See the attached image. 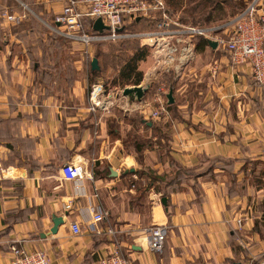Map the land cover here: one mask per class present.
I'll return each mask as SVG.
<instances>
[{
    "label": "crops",
    "instance_id": "1",
    "mask_svg": "<svg viewBox=\"0 0 264 264\" xmlns=\"http://www.w3.org/2000/svg\"><path fill=\"white\" fill-rule=\"evenodd\" d=\"M64 1L0 0V9L15 12L20 3L38 15L52 10L51 22L44 21L49 27ZM207 27L212 26L202 28ZM25 48L13 23L0 19V264H15L12 244L27 252L43 250L49 264H97L115 247L130 264H228L231 259L260 264L264 186H257L253 178L264 166V85L254 84L248 64L235 66L220 46L207 44L198 50L195 45L191 62L169 87L184 94L181 102L173 96L176 116L166 108L167 116L154 117L156 106L140 101L139 113L121 117L112 112L96 115L71 101L61 103L57 95H41ZM151 73L155 74L149 70V80ZM167 81L156 74L145 97L152 93L156 101V90ZM68 90L76 99L83 92L82 82L77 80ZM136 116L143 122L133 124ZM112 117L122 135L133 129L155 140L150 126L161 128L169 134L171 157L199 174L169 186L167 206L153 187L135 200L131 182L144 184L148 179L123 174L140 165L119 138L108 134L107 119ZM213 157L232 159L236 194L228 193L230 180L223 169L213 167L200 174ZM68 161L82 162L92 178L61 179L60 169ZM143 161L158 174L170 166L159 157L157 144L145 148ZM94 169L109 173L94 177ZM193 185L202 192L197 201ZM92 205L104 211L97 223L92 222ZM54 215L63 219L56 233L49 229ZM239 215L245 216L241 228L235 223ZM72 221L80 233L72 231ZM150 224L167 226L159 252L145 242L144 229ZM97 227L116 231L95 234ZM231 239L240 244L237 253Z\"/></svg>",
    "mask_w": 264,
    "mask_h": 264
},
{
    "label": "built area",
    "instance_id": "2",
    "mask_svg": "<svg viewBox=\"0 0 264 264\" xmlns=\"http://www.w3.org/2000/svg\"><path fill=\"white\" fill-rule=\"evenodd\" d=\"M243 8L231 20L232 30L228 31L225 23L215 27L202 28L196 25H185L178 15L169 13L165 0H65L54 18L50 28L72 41H79L84 46L93 41H106L136 37L140 45L150 48L153 70L173 71V78L178 76L183 67L191 62L195 55L193 38L202 35L215 41L217 46L225 49L229 59L235 66L246 63L250 66V74L256 85H264V0H241ZM155 13H158L155 17ZM152 17L150 25L141 31L130 30L128 25L133 20ZM22 17L15 12L3 10L0 19L11 24ZM100 18L103 29L93 28L95 19ZM91 22V24H87ZM223 27V28H222ZM219 28L224 35L218 36L215 32ZM94 30V32H88ZM218 29V30H217ZM156 69V70H155ZM152 70V71H153ZM155 92L156 107L152 110L154 117L167 116L168 111L158 94ZM102 84L95 82L91 86L89 97L91 111L101 104L100 93ZM88 109V110H89ZM60 178L65 180L82 181L83 178H92L91 170H86L82 162L68 161L60 169ZM92 222L97 223L104 218V211L100 205L91 206ZM244 215L235 218L239 228L244 224ZM70 228L74 233H80L79 225L72 221ZM115 229L106 230L101 227L93 228L95 234L106 233L113 235ZM147 247L159 252L164 247L167 226L150 224L144 229ZM11 260L15 264H49L46 253L41 249L27 252L22 246L10 245ZM97 264H130L118 247L101 255ZM264 264V252L260 259Z\"/></svg>",
    "mask_w": 264,
    "mask_h": 264
},
{
    "label": "trees",
    "instance_id": "3",
    "mask_svg": "<svg viewBox=\"0 0 264 264\" xmlns=\"http://www.w3.org/2000/svg\"><path fill=\"white\" fill-rule=\"evenodd\" d=\"M166 6L168 9L170 7H173L174 9L182 8V12L185 14L186 18L180 17L181 21L185 22H192L191 24L196 25V19L197 17H202L201 19L207 23L212 22L217 19H223L225 16V12L223 11L224 8L227 6H230V8H234L232 10L234 16L239 12V9L243 8V3L241 0H235L233 4L231 5L228 0H165ZM185 2V3H184ZM4 9H0V12H2ZM226 10V9H225ZM231 14V15H233ZM158 13H155L156 18ZM151 16L150 18L144 19L140 18L138 20H133L128 25V28L131 30L134 26L137 25H143L148 27L152 20ZM32 18V17H31ZM54 18V17H53ZM35 22L36 20L32 18ZM87 24H91V22L87 21ZM42 28V27H41ZM27 30H31V24L27 23L26 25H21L19 29H16V33L22 37L26 34ZM88 32H94V30H89ZM58 35L57 33H55ZM45 39V38H44ZM72 41L71 39L63 36L58 35L54 38H51V35H48V37L43 41V38L38 39V46L35 47L31 43H27V46L25 50L27 51V54L30 59V66H32L34 76L33 81L35 82L38 90L41 92V95L45 96L47 94H54L55 88L52 87L55 85H61V83L65 84L64 88L63 86H58L57 90H62L63 92H66L69 87H72L77 82V79L75 77V68L74 65L71 64V72L72 76H70V71L65 69V67H69L68 63L64 65L63 63L60 64V61H63L65 58L68 59V55L62 56L63 53L60 54L59 50L55 49V43L54 41H57L60 45L61 42L64 41ZM194 44L196 45V49L202 50L205 47H207L208 39H205L202 35H196L194 38ZM128 41L129 46L124 50L122 47L123 42ZM47 42V43H46ZM109 42H119L121 48L118 51V53L109 52V55L113 54L118 57V60L115 62L117 63V68H114L113 74L111 76V86L121 85L125 86L127 84L130 85H139L142 82L143 78V71L139 67V63L142 62L147 58L149 54H151L150 48L145 45H140V41L136 37H125L124 39H117V40H106V41H95L96 44H103V43H109ZM58 45V46H59ZM60 47V46H59ZM41 50L40 54L38 53L39 50ZM118 49V48H115ZM122 53L121 55L119 54ZM105 56L106 54H102ZM96 59L98 58V55H95ZM71 60H74L71 58ZM66 62V61H65ZM101 71V69H92L90 70V73L94 75L97 71ZM167 78V77H166ZM168 81L169 78H167ZM167 81V82H168ZM90 83V82H89ZM172 83V81H171ZM171 83H167L169 86H172ZM104 86V84H103ZM106 86V85H105ZM110 86V85H109ZM91 88V87H90ZM89 90V87L88 89ZM166 108L170 111H172L173 114H177L176 106L174 103L166 104ZM91 113V112H90ZM176 114L174 116H176ZM132 123H142L143 118L141 116H136L135 118H132ZM117 120L115 118L107 119V129L108 134L117 137L121 140L122 145H124L125 150L128 152H133L135 154L136 161H138L140 167L135 169L132 172H123L124 175H129V173H135L140 178H146L148 179L143 184L139 180H133L131 182L135 185V200H139L142 197L146 195L147 190L150 187H153L156 191L160 192L162 196L166 197V203L165 206L169 204V197L170 194L167 192V188L169 186L178 185L181 180H186L189 177L196 178L197 174L196 172L192 171L191 168H185L181 164L177 163L170 155V149L169 144L167 140L169 139V134L165 131H163L161 128H158L154 125L150 126L154 130L155 135H157L155 140H152L151 136H142L135 132V130L130 129L128 130L124 135H122L119 132V129H117ZM144 124L146 125L145 121ZM144 125V126H145ZM147 126V125H146ZM166 133V134H165ZM157 144V151L159 157H164L169 161V167L168 169L162 171L161 174L156 173L150 166L144 165V150L145 148L152 149L154 145ZM208 159V158H207ZM208 163L214 162V163H223L225 166H229V175H230V182L231 184L228 186L227 191L229 194H236V186L234 185L235 181V175L231 172L232 170V159H222L220 157H213L208 159ZM223 168V167H222ZM221 168V169H222ZM212 169L209 164L205 165V168L200 172V174L204 173L205 171H210ZM204 171V172H203ZM255 173V170L251 171V173ZM109 173L107 169L104 170V173L101 171H98L94 169L93 176H106ZM196 173V174H195ZM252 177V176H251ZM264 177V166L262 165L259 170L257 171V174L254 176V181L257 186H264V180L262 179ZM193 192L195 194V200H199L202 196V192L200 188H197L196 185L192 187ZM232 248L237 253L240 250V244L234 240L231 239ZM165 244V243H164ZM263 253V252H262ZM262 254H260L259 259H261ZM98 260V259H97ZM228 264H242L241 261L238 260H229Z\"/></svg>",
    "mask_w": 264,
    "mask_h": 264
},
{
    "label": "rangeland",
    "instance_id": "4",
    "mask_svg": "<svg viewBox=\"0 0 264 264\" xmlns=\"http://www.w3.org/2000/svg\"><path fill=\"white\" fill-rule=\"evenodd\" d=\"M229 3L232 5L233 2H235V0H228ZM185 3V2H184ZM182 7L180 8H176L174 9L173 7H170L169 13H172L173 15H178L179 19L180 17L182 18H186L185 14L182 12ZM226 9V10H225ZM232 10H234V8H230V6H227L226 8L223 9V11L226 13L225 16L223 17V19H217L215 21L212 22H207L205 23L201 18L202 17H197L196 19V26H201V27H205L207 25H210L212 27L215 26H219L223 23H225L226 28H228V31L232 30V25H231V20L234 17V14L232 12ZM15 14L20 15L22 18L19 21H16L13 23V26L16 29H19V27L21 25H26L27 23L31 24V30H27L26 34L22 36V39L24 40L26 46L27 43H31L32 45H34L35 47L38 46V39L39 38H43V41L48 37V35H51V38H54L60 34H58L57 32L52 31V29L48 26L45 25L44 21H50L51 22V18H52V10H45L42 15H38L37 13H34L33 11H30V9H28L27 7H24L23 5H21L20 3L18 4L16 10H15ZM233 14V15H231ZM30 17V21L28 22L27 20ZM34 18L36 20V22L32 19ZM188 19V18H186ZM183 22V21H182ZM185 25H191L192 22L189 23L188 22H183ZM194 25V24H192ZM224 26V24H223ZM42 27V28H41ZM147 28L146 26L141 25H137L134 26L133 29L131 30H135V31H141V29H145ZM223 28V27H222ZM218 30V29H217ZM222 29L219 28L218 32H215L214 35H218V36H223L224 32H221ZM55 33H57L58 35H56ZM45 38V39H44ZM47 43V42H46ZM55 43V49L59 50L60 54H62V56L68 55V59L65 58L63 61H60V64L63 63L64 65H66V63H68L69 67H65V69H67L68 71H70V76H72V72H71V64L74 65L75 68V77L78 78L77 80H80L82 82V86H83V92L78 95L75 99V97H73L72 95H70V93L68 92L69 90L67 89L66 92H63L62 90H57L58 86H63V88L65 87L63 83H61V85H55L52 88H55V93L54 95H57L59 98V101H61V103H67L69 104V102L71 101V104H76L77 106H81L83 107V109L87 112H91L94 113L96 115H99L101 113H105V114H109L110 112L114 113L116 116H123L124 114L127 113H139L138 111L141 110V105L140 101H138L136 98H131V97H126L122 95V89L124 87L127 86H132L130 84H127L125 86H121V85H116V86H111V76L113 74L114 68H117V63H115L118 60V57H116L115 54H113V56L110 54L109 52L112 53H118V51L120 50L119 48H121V46L119 45V42H109V43H103V44H96L95 41H93V43H91L90 45L84 46L81 42L79 41H64L61 42L60 45L57 41H54ZM140 43V42H139ZM122 44V47L124 48V50L126 48H128L129 43L128 41H125ZM60 47H59V46ZM118 48V49H115ZM130 48V47H129ZM128 48V49H129ZM39 50V54L41 52L40 49ZM196 52V51H195ZM102 54H106L105 56H103ZM119 54L121 55L122 53L119 52ZM95 55H98L97 58V64L99 65V69H101V71H97L94 75H92L90 73L91 70V60L93 57H95ZM123 55V54H122ZM121 55V56H122ZM71 58H73L74 60H71ZM66 61V62H65ZM139 67L140 69L143 71V80L140 84H146L149 83L150 86L152 85L153 79L155 77V75L157 74V79L159 80V78L163 77V78H169V80L173 79V71H161V69L154 71L153 68L154 67V62L152 61V57L151 54H149L147 56V58L145 60H143L142 62L139 63ZM149 70H153L155 72L151 73L152 77L149 79H147ZM146 75V76H145ZM166 78V79H167ZM152 79V80H151ZM171 81H168V84L171 83ZM90 82V83H89ZM95 82H100L102 84V90L100 93V97H101V104H98L97 106L94 107V110H90L89 108L91 107V101H90V97H89V92L91 90V86L92 84H94ZM104 84V86H103ZM167 84L164 85L161 89H159L158 94L160 95L161 100L163 101V103L167 104V93L169 92V90H171V95L175 96V99H177L178 101H183L184 98V94L180 93L179 91H175L172 88H169L170 86ZM106 85V86H105ZM110 85V86H109ZM150 86L148 87V89L144 92V96L142 98V104L147 102V107H152V106H156L157 102L156 101H152V93H148V96L145 97V93L148 92ZM89 87V90H87ZM152 92V89H151ZM89 109V110H87ZM146 115L149 116V114L147 113ZM166 134V133H165ZM144 136L148 135V133H146L144 131L143 133ZM213 168V167H219L222 168L224 170V174L227 175V180H230V175H229V166H225V164L223 163H214L211 162L210 163H206V165H208ZM231 182H228V185H230Z\"/></svg>",
    "mask_w": 264,
    "mask_h": 264
},
{
    "label": "water",
    "instance_id": "5",
    "mask_svg": "<svg viewBox=\"0 0 264 264\" xmlns=\"http://www.w3.org/2000/svg\"><path fill=\"white\" fill-rule=\"evenodd\" d=\"M104 27L105 26L102 24V21H101L100 18H97V19L94 20V22H93V28L94 29L100 31ZM208 44L213 46V47L217 45L215 41H212V40H209V39H208ZM90 64H91V68L92 69H98L99 68V65L97 64L96 57L92 58ZM149 86H150V84L146 83V84H140V85H133V86L124 87L122 89V95L126 96V97L128 96V97H131V98H136L138 101H141L143 96H144L143 95L144 92L148 89ZM166 95H167V103L168 104L173 103L174 99H173V95H171V90H169V92ZM132 170H133V168H130V171H132ZM110 171H111V174H115V171L113 169L110 170ZM160 202H161V204L165 205L166 197L162 196V198L160 199ZM62 223H63L62 216L54 215L52 217V225L49 228L50 232L56 233L58 225H60Z\"/></svg>",
    "mask_w": 264,
    "mask_h": 264
}]
</instances>
